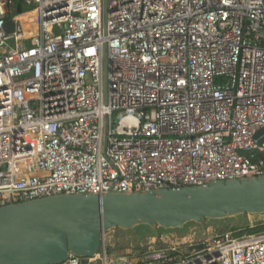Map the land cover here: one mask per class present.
Segmentation results:
<instances>
[{
  "label": "built area",
  "instance_id": "obj_1",
  "mask_svg": "<svg viewBox=\"0 0 264 264\" xmlns=\"http://www.w3.org/2000/svg\"><path fill=\"white\" fill-rule=\"evenodd\" d=\"M25 5L0 0V207L264 177V0ZM231 234L63 264H264Z\"/></svg>",
  "mask_w": 264,
  "mask_h": 264
},
{
  "label": "water",
  "instance_id": "obj_2",
  "mask_svg": "<svg viewBox=\"0 0 264 264\" xmlns=\"http://www.w3.org/2000/svg\"><path fill=\"white\" fill-rule=\"evenodd\" d=\"M13 28L7 21V33ZM263 134L264 129L256 134L261 143ZM245 214H264V177L133 194L44 197L0 207V264H63L70 255L96 256L113 229H181Z\"/></svg>",
  "mask_w": 264,
  "mask_h": 264
},
{
  "label": "rangeland",
  "instance_id": "obj_3",
  "mask_svg": "<svg viewBox=\"0 0 264 264\" xmlns=\"http://www.w3.org/2000/svg\"><path fill=\"white\" fill-rule=\"evenodd\" d=\"M259 223H264V214H245L237 219L205 220L202 224L192 222L181 229H162L158 226L152 228L153 231L141 226L129 230L113 229L106 232L103 239L109 254L128 256L169 247H177L182 251L192 248L190 251H193L208 243L225 241L230 233L234 237V229Z\"/></svg>",
  "mask_w": 264,
  "mask_h": 264
},
{
  "label": "trees",
  "instance_id": "obj_4",
  "mask_svg": "<svg viewBox=\"0 0 264 264\" xmlns=\"http://www.w3.org/2000/svg\"><path fill=\"white\" fill-rule=\"evenodd\" d=\"M29 9H30V7H27V5H25L22 2L18 6L19 12H25ZM262 157L264 158V156H262ZM141 227L143 229L147 228L148 230L153 231V229L147 225H142ZM118 230H121V229H118ZM234 230H235V231H233L235 234L234 237H237V238L242 237L244 235H252V234L263 232L264 231V223H259V224H256L254 226L239 227L238 229H234ZM200 247H203V246H200Z\"/></svg>",
  "mask_w": 264,
  "mask_h": 264
},
{
  "label": "crops",
  "instance_id": "obj_5",
  "mask_svg": "<svg viewBox=\"0 0 264 264\" xmlns=\"http://www.w3.org/2000/svg\"><path fill=\"white\" fill-rule=\"evenodd\" d=\"M15 1H16V3H17L18 6H19V4H20L21 2L25 4V1H26V0H15Z\"/></svg>",
  "mask_w": 264,
  "mask_h": 264
}]
</instances>
